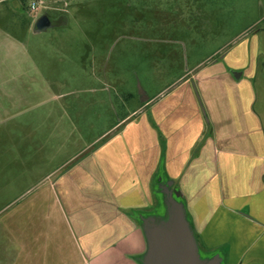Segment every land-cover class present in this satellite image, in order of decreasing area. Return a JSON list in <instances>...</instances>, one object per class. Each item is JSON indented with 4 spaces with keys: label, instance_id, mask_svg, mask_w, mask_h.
Wrapping results in <instances>:
<instances>
[{
    "label": "crops",
    "instance_id": "obj_1",
    "mask_svg": "<svg viewBox=\"0 0 264 264\" xmlns=\"http://www.w3.org/2000/svg\"><path fill=\"white\" fill-rule=\"evenodd\" d=\"M239 50L178 79L108 138L88 141L60 103L19 119L0 106V260L139 264L135 214L154 204L161 171L202 252L264 264V98L257 59Z\"/></svg>",
    "mask_w": 264,
    "mask_h": 264
},
{
    "label": "rangeland",
    "instance_id": "obj_2",
    "mask_svg": "<svg viewBox=\"0 0 264 264\" xmlns=\"http://www.w3.org/2000/svg\"><path fill=\"white\" fill-rule=\"evenodd\" d=\"M43 13L52 26L35 33ZM237 46L264 98V0H0V106L19 119L60 103L88 141L106 138ZM157 187L141 214L165 213Z\"/></svg>",
    "mask_w": 264,
    "mask_h": 264
},
{
    "label": "water",
    "instance_id": "obj_3",
    "mask_svg": "<svg viewBox=\"0 0 264 264\" xmlns=\"http://www.w3.org/2000/svg\"><path fill=\"white\" fill-rule=\"evenodd\" d=\"M52 26L46 13L38 17L34 32ZM172 181L159 183L165 207L163 215L140 214V227L146 248L140 256L141 264H222L219 253H201L186 207Z\"/></svg>",
    "mask_w": 264,
    "mask_h": 264
},
{
    "label": "trees",
    "instance_id": "obj_4",
    "mask_svg": "<svg viewBox=\"0 0 264 264\" xmlns=\"http://www.w3.org/2000/svg\"><path fill=\"white\" fill-rule=\"evenodd\" d=\"M160 172H161V171H159V172H158V174H157V176H156V178H155V182H156V184H158V183L160 182V178H159V177H160V175H161V174H160ZM157 192H158V193H161V191H160V188H159V187H157ZM161 196H162V193H161ZM180 198H181V197H180ZM135 216H137V217H138V214H135ZM205 255H211V254H205ZM140 256H141V255H139V256H137V257H136V259H137V262H138L139 264H141V262H140V259H139V258H140Z\"/></svg>",
    "mask_w": 264,
    "mask_h": 264
},
{
    "label": "built area",
    "instance_id": "obj_5",
    "mask_svg": "<svg viewBox=\"0 0 264 264\" xmlns=\"http://www.w3.org/2000/svg\"><path fill=\"white\" fill-rule=\"evenodd\" d=\"M29 8H30L31 12H33L34 15H36V12H37V10H38L39 7H38L37 2H32L30 4Z\"/></svg>",
    "mask_w": 264,
    "mask_h": 264
},
{
    "label": "flooded vegetation",
    "instance_id": "obj_6",
    "mask_svg": "<svg viewBox=\"0 0 264 264\" xmlns=\"http://www.w3.org/2000/svg\"><path fill=\"white\" fill-rule=\"evenodd\" d=\"M30 10V9H29ZM30 12H31V10H30ZM47 14V13H46ZM48 15V14H47ZM49 16V15H48ZM49 18H50V20H51V22H52V19H51V17L49 16Z\"/></svg>",
    "mask_w": 264,
    "mask_h": 264
}]
</instances>
